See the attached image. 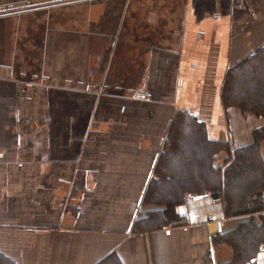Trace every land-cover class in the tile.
Instances as JSON below:
<instances>
[{
  "label": "crops",
  "instance_id": "crops-1",
  "mask_svg": "<svg viewBox=\"0 0 264 264\" xmlns=\"http://www.w3.org/2000/svg\"><path fill=\"white\" fill-rule=\"evenodd\" d=\"M0 10L11 66L0 76V264L230 263L216 238L247 217L227 219L212 197L142 202L179 112L212 140L253 142L263 122L226 108L222 88L264 47V0H0ZM156 210L165 226L136 223Z\"/></svg>",
  "mask_w": 264,
  "mask_h": 264
},
{
  "label": "trees",
  "instance_id": "trees-1",
  "mask_svg": "<svg viewBox=\"0 0 264 264\" xmlns=\"http://www.w3.org/2000/svg\"><path fill=\"white\" fill-rule=\"evenodd\" d=\"M225 79L224 106L256 111L264 118V47L230 68ZM228 146L210 139L207 126L194 115L179 112L168 130L142 204L175 208L203 197L223 201L227 218L247 217L237 229L216 238L232 249L228 264H257L264 250V218L256 217L263 211L264 160L258 156L257 142L236 157ZM225 150L231 153L226 159L228 168L216 167L218 155ZM162 213L153 211L136 223L147 229L165 226L168 222Z\"/></svg>",
  "mask_w": 264,
  "mask_h": 264
},
{
  "label": "rangeland",
  "instance_id": "rangeland-1",
  "mask_svg": "<svg viewBox=\"0 0 264 264\" xmlns=\"http://www.w3.org/2000/svg\"><path fill=\"white\" fill-rule=\"evenodd\" d=\"M145 3H147V2H145ZM178 7H179V5L180 4H176ZM181 6V5H180ZM55 21L56 22H63L64 23V21H66V19H65V17L63 16V15H59L56 19H55ZM59 27V26H58ZM58 27H56L55 29H54V33L56 34V39H58V38H61V36H62V38H65V40L67 41L68 39H69V33H67L66 31H64V32H62V31H60L61 29H58ZM66 32V33H65ZM36 33H34V35H35ZM37 37L39 36V35H36ZM72 36V35H71ZM65 48L63 49V53L67 56L68 55V49H67V42H65ZM21 47H23V52H25V51H28V49L27 48H25V46H20L18 49H16V50H14V51H16V53H17V56H19L20 57V54H21V50H20V48ZM22 49V48H21ZM25 49V50H24ZM82 51V54L83 55H85L84 54V50H81ZM3 53H10L11 52V50H9V49H7V50H3L2 51ZM1 52V54H3ZM35 53L36 51L34 50V51H31L30 53ZM6 55V54H5ZM5 55H4V57H5ZM2 56V55H1ZM8 56V55H7ZM18 57V58H19ZM78 58H80L81 60H83L84 61V56H82L81 54H78ZM14 70H15V73H16V76H20L19 74H21V73H23V72H26V70H27V68H28V65L26 64V62L25 63H21V62H17L14 66ZM11 68V66L9 65V64H7L4 60H3V58L0 60V76H8L7 74H6V72H7V69H10ZM11 71H12V69H11ZM226 80V79H225ZM224 83H225V81H224ZM224 85V84H223ZM92 89H94V86H93V88ZM223 89V88H222ZM223 100V99H222ZM247 105H248V103H247ZM232 108H235V109H237V110H239L242 114H244V115H251L253 118H255V119H257V120H261L263 123L258 127V129H256L254 132H253V135H252V140H253V142L251 143V144H249V145H247V146H241V147H238V146H235L234 144H233V142H227V141H222V140H220V142H227L228 143V147H229V149H231V152H235L234 154H236L235 155V157L236 156H238V153H240V150H243V151H247L248 150V148L252 145V144H254V143H259V154H258V151H257V153L255 152L254 153V156H257V154H258V156L259 157H261L263 160H264V135H261V136H259V133L261 132V131H263L264 130V118H261V116L260 115H258L257 113H256V111H250V112H246V111H244L243 110V108H240V107H238V106H236V107H232ZM257 135H258V138H257ZM220 154H225L226 156L223 158L222 156V159H220V160H216V162H215V166L217 167V166H223L224 167V169H227L228 168V166H229V162H227L226 161V159L229 157V155L228 154H231L228 150H225V151H222ZM159 156V155H158ZM264 197V196H263ZM262 197V198H263ZM213 199V198H212ZM216 203H218L219 205H221V207L222 208H220V210H221V212L223 213V215H224V217H226L225 216V214H224V204H223V201H218V202H216ZM143 211V210H142ZM261 213L262 212H260L256 217L257 218H263V216L261 215ZM174 215H175V213H174ZM174 218H175V216H174ZM227 218V217H226ZM227 219H232V218H227ZM258 221H259V219H257ZM264 220V219H263ZM232 222H235V221H232ZM231 238H233V237H231ZM222 245V244H221ZM225 246H228L229 248H230V246L228 245V244H225ZM231 250V249H230ZM264 250H262V252H263ZM222 259V258H221ZM220 263H223L222 261H220ZM228 264V263H227Z\"/></svg>",
  "mask_w": 264,
  "mask_h": 264
},
{
  "label": "built area",
  "instance_id": "built-area-1",
  "mask_svg": "<svg viewBox=\"0 0 264 264\" xmlns=\"http://www.w3.org/2000/svg\"><path fill=\"white\" fill-rule=\"evenodd\" d=\"M6 10H0V13H4ZM44 81H46V79H44ZM93 86H89V89H92ZM260 261H258V264H264V259H262V257L259 259Z\"/></svg>",
  "mask_w": 264,
  "mask_h": 264
},
{
  "label": "water",
  "instance_id": "water-1",
  "mask_svg": "<svg viewBox=\"0 0 264 264\" xmlns=\"http://www.w3.org/2000/svg\"><path fill=\"white\" fill-rule=\"evenodd\" d=\"M221 230V228H220V225L218 226V231H220Z\"/></svg>",
  "mask_w": 264,
  "mask_h": 264
}]
</instances>
